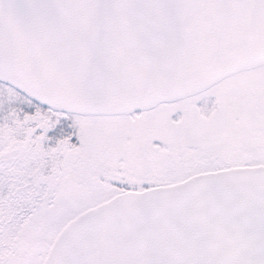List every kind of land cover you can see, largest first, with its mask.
<instances>
[{
  "label": "snow or ice",
  "instance_id": "obj_1",
  "mask_svg": "<svg viewBox=\"0 0 264 264\" xmlns=\"http://www.w3.org/2000/svg\"><path fill=\"white\" fill-rule=\"evenodd\" d=\"M0 264H264V0H0Z\"/></svg>",
  "mask_w": 264,
  "mask_h": 264
}]
</instances>
